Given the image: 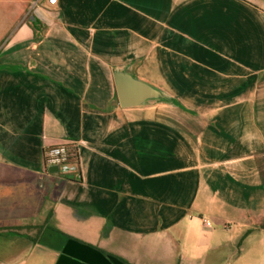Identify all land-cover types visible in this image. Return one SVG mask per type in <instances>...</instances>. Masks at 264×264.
<instances>
[{
    "label": "crops",
    "instance_id": "obj_1",
    "mask_svg": "<svg viewBox=\"0 0 264 264\" xmlns=\"http://www.w3.org/2000/svg\"><path fill=\"white\" fill-rule=\"evenodd\" d=\"M263 220L264 0H0V264H249Z\"/></svg>",
    "mask_w": 264,
    "mask_h": 264
},
{
    "label": "water",
    "instance_id": "obj_2",
    "mask_svg": "<svg viewBox=\"0 0 264 264\" xmlns=\"http://www.w3.org/2000/svg\"><path fill=\"white\" fill-rule=\"evenodd\" d=\"M113 77L116 86L117 98L122 108L152 105L164 103L172 105L168 95L157 88L144 83L132 76L125 68H115ZM56 166L49 167V172H58Z\"/></svg>",
    "mask_w": 264,
    "mask_h": 264
},
{
    "label": "built area",
    "instance_id": "obj_3",
    "mask_svg": "<svg viewBox=\"0 0 264 264\" xmlns=\"http://www.w3.org/2000/svg\"><path fill=\"white\" fill-rule=\"evenodd\" d=\"M57 0H47V5L54 6ZM70 159V154L65 146H57L50 148L44 152V160L49 167H60L66 164ZM206 226H210L208 222H205Z\"/></svg>",
    "mask_w": 264,
    "mask_h": 264
},
{
    "label": "rangeland",
    "instance_id": "obj_4",
    "mask_svg": "<svg viewBox=\"0 0 264 264\" xmlns=\"http://www.w3.org/2000/svg\"><path fill=\"white\" fill-rule=\"evenodd\" d=\"M263 247L256 246L255 252H257L255 256V260H248L249 264H264V239H262Z\"/></svg>",
    "mask_w": 264,
    "mask_h": 264
},
{
    "label": "trees",
    "instance_id": "obj_5",
    "mask_svg": "<svg viewBox=\"0 0 264 264\" xmlns=\"http://www.w3.org/2000/svg\"><path fill=\"white\" fill-rule=\"evenodd\" d=\"M68 152H69V154H70V159H69V163L71 162L72 164H75L76 162H77V160H76V151H75V149L74 148H72V147H68ZM67 162V163H68ZM66 163V164H67ZM64 170H69L68 169V166H64V168H63ZM261 229H263L264 230V220H263V222H262V225H261Z\"/></svg>",
    "mask_w": 264,
    "mask_h": 264
}]
</instances>
